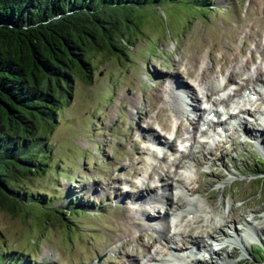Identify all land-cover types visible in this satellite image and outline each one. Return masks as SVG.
<instances>
[{"label": "rangeland", "instance_id": "1", "mask_svg": "<svg viewBox=\"0 0 264 264\" xmlns=\"http://www.w3.org/2000/svg\"><path fill=\"white\" fill-rule=\"evenodd\" d=\"M210 1L202 13L193 4L147 6L138 37L131 32V42L121 44L124 55L95 53L92 81L75 84L73 98L49 133L52 170L32 184L47 196L56 191L54 208L75 197L80 206L72 204L70 211L78 207L81 214L52 222L37 210H0V246L18 250V264H194L188 258L170 262L176 259L172 249L190 237L209 251V258L204 250L194 254L197 264H254L255 245L264 240V179L249 170H259L253 163L264 159V121L246 125L250 136L238 130L217 145L196 142L198 125L192 131L191 123L199 114L204 118L211 105L206 93L213 92L211 101H228L247 86L258 92L252 80L259 67L264 79V0ZM228 44L235 45L237 56L230 64L220 59ZM202 68L211 71L202 83L186 73L197 75ZM229 69L235 79L222 88ZM177 77L183 85L176 84ZM216 85L219 93L212 90ZM251 98L247 105L259 103ZM161 106L168 117L158 114ZM227 124L226 131L234 126ZM150 132L161 145L152 144ZM187 163L191 170L180 172ZM138 190L144 195H135ZM231 206L235 218L229 219ZM226 223L240 237L238 246L223 239L219 227L229 234ZM138 234L141 240L135 239ZM165 236L172 239L164 246ZM211 236L222 244L219 251L207 243ZM126 238L129 244L123 243ZM132 248L140 253L132 255Z\"/></svg>", "mask_w": 264, "mask_h": 264}, {"label": "trees", "instance_id": "2", "mask_svg": "<svg viewBox=\"0 0 264 264\" xmlns=\"http://www.w3.org/2000/svg\"><path fill=\"white\" fill-rule=\"evenodd\" d=\"M210 2L0 0V210H37L52 222L80 215L78 207L70 211L72 204L80 206L75 197L70 206L54 208L56 191L47 196L32 189L34 178L52 170L48 136L73 98L75 84L92 81L95 53L124 55L121 44L140 31L147 6L193 4L202 13ZM253 166L259 170L250 173L264 179V159ZM255 249L254 264H259L264 240ZM20 255L0 246V264H18Z\"/></svg>", "mask_w": 264, "mask_h": 264}, {"label": "bare ground", "instance_id": "3", "mask_svg": "<svg viewBox=\"0 0 264 264\" xmlns=\"http://www.w3.org/2000/svg\"><path fill=\"white\" fill-rule=\"evenodd\" d=\"M261 18V17H260ZM264 19V18H263ZM260 20V19H259ZM256 32V31H255ZM261 32V31H260ZM250 35V34H249ZM248 35V36H249ZM261 35V34H260ZM259 35V36H260ZM238 37V36H237ZM246 38V37H245ZM246 40H247V38H246ZM250 40V39H249ZM249 40H247L248 42H249ZM244 41V40H243ZM256 41H258V40H256ZM257 43H259V42H257ZM257 43H255L256 45H257ZM244 44H246V43H244ZM249 44V43H248ZM246 47V46H245ZM222 48V55H221V58L220 59H222V60H224V62H229V64H230V62H236L237 60H236V58H237V56H236V54L234 53L233 54V50H235V45L234 44H228V45H226V46H223V47H221ZM244 48V47H243ZM220 50V49H219ZM242 50H244V49H242ZM249 50V49H248ZM252 50V49H251ZM243 52V51H242ZM244 53V52H243ZM251 53V52H250ZM245 54V53H244ZM239 55H241V54H239ZM246 55V54H245ZM253 55V54H252ZM249 57V56H248ZM241 58V57H240ZM213 59V58H212ZM252 59V58H251ZM249 59H247L246 60V62L248 61ZM198 61H199V59H195L194 61H190V64H191V66H196L197 65V63H198ZM221 61V60H220ZM241 61H243V60H241ZM243 64V63H242ZM221 65V64H220ZM247 64H245V66H246ZM258 67V66H257ZM175 69H177V72H178V70H179V68H177V67H175ZM224 68L223 67H220V70H223ZM256 69V68H255ZM259 69H260V67H259ZM230 70V69H229ZM224 71V70H223ZM227 71V70H226ZM233 71H235V70H233ZM258 71V70H257ZM256 71V72H257ZM188 75H189V78H195V80H197L199 83H202L203 82V80H205L209 75H210V73H211V71H208L206 68H202L201 69V71L200 72H198L197 73V75L195 74L194 75V73H193V71L192 70H187V72H186ZM233 72H231V70H230V72H229V74H228V81H226V83H224V85L222 86V88H225V86H226V84H229V82H231V81H233L235 78H234V76L235 75H233L232 74ZM261 75H262V71H261V69L258 71V73H257V75H255V77H254V79L252 80L254 83L256 82V84L258 85V83L259 82H261L262 84L264 83V79H263V81H262V78H261ZM240 76V75H239ZM247 79H249V78H247ZM247 79H243V80H245V81H248ZM251 80V79H250ZM183 80H181L179 77H177V82H176V84L177 85H183L184 83L182 82ZM244 81V82H245ZM193 83H194V81H193ZM196 83V82H195ZM249 83V82H248ZM186 85V84H185ZM246 85V84H245ZM264 85V84H263ZM186 86H188V84L186 85ZM220 86L221 85H216V87L215 88H212V90H214V91H217V93H219L220 91ZM189 88H190V86H188ZM223 90V89H222ZM221 90V91H222ZM213 93V92H212ZM212 93H210V95H208L207 93H206V98H207V100L208 99H210L212 96ZM254 93H257L258 94V92H256V90H254ZM261 94H264V93H261ZM193 95H195V97H196V94L193 92ZM161 97H162V94H161V92L160 93H158L157 95H156V100H160L161 99ZM224 98H222V100H223ZM153 104V106L154 107H157V104H156V101L155 102H153L152 103ZM166 112H167V110H166V107H164V106H161V107H159V111H158V114L159 115H161V116H164V114H166ZM234 113V112H233ZM232 113V114H233ZM232 114L230 115V117L232 116ZM167 115V114H166ZM166 117V116H165ZM167 117H168V115H167ZM229 117V118H230ZM198 120H201L200 119V116H199V118H198ZM209 123H211L210 121H209ZM163 124V123H162ZM149 126V125H148ZM160 126V125H159ZM165 128H163V129H166V127H167V125L165 124V125H163ZM170 126V125H169ZM150 128V127H149ZM170 131V130H169ZM168 131V133H166V134H170L171 132H173L172 130L169 132ZM180 132V131H179ZM174 134V133H173ZM177 135V134H176ZM149 136H150V138L152 139V144H159V145H161V141L160 140H157L158 139V137H156L153 133H151L150 132V134H149ZM178 136V135H177ZM176 136V137H177ZM175 137V138H176ZM176 141V140H175ZM166 143H167V145H166ZM165 144V146H169L170 144L168 143V142H165L164 143ZM190 156H194L193 155V153H191L190 154ZM199 160V159H198ZM197 161V160H196ZM141 162V161H140ZM165 170V169H164ZM169 171V170H168ZM168 171H164L165 172V175H168V176H170V174L168 173ZM137 172V171H136ZM148 185V184H147ZM170 185V184H169ZM150 186V185H149ZM193 191V190H192ZM140 194H142V196L144 195V192L143 191H139L138 190V192L135 194V195H140ZM160 198V196L158 195V194H155V199L156 200H158ZM210 199V198H209ZM233 200H234V198H233ZM209 203V202H208ZM241 205H244V203L242 202V204ZM209 206V205H208ZM246 206V205H245ZM210 207V206H209ZM209 211V210H208ZM213 211V210H212ZM211 211V212H212ZM216 211V210H215ZM210 212V213H211ZM217 212V211H216ZM214 212H212V214H213ZM231 213H233V214H231V215H229L228 216V218L230 219L231 217L232 218H235V216H234V213H235V209H233L232 208V206H231ZM211 214V215H212ZM217 214V213H216ZM222 216V215H221ZM220 216V217H221ZM236 216H238V215H236ZM196 217V216H195ZM200 217V216H199ZM242 217V216H241ZM255 217V216H254ZM253 217V218H254ZM224 218V217H223ZM237 218V217H236ZM240 218V217H239ZM201 219H202V217H201ZM244 219V218H243ZM223 220H225V219H223ZM227 220V219H226ZM233 220H235V219H233ZM199 221V220H198ZM223 222V221H222ZM225 222V221H224ZM245 223L247 224V226L249 225L248 224V222H246L245 221ZM232 224V223H231ZM231 224H229V223H226V225H225V227L228 229V233L229 234H225L223 231H222V225H220V227H219V231L221 232V235H223V239L224 240H226L227 242L228 241H231L232 243H234V244H236L237 246L240 244V242H241V239H240V237H238V235L237 234H235L234 233V230L231 228L232 226H231ZM168 225V224H167ZM196 226V225H195ZM166 227V226H165ZM197 227V226H196ZM201 227V226H200ZM204 228H206V227H204ZM217 229H218V227H216ZM250 228V227H249ZM168 229H169V226H168ZM253 230H252V233H253V235L255 236V237H257L258 236V232H257V230L255 229V228H252ZM204 230V229H203ZM127 234H129V232L130 231H128V229H126V231H125ZM187 233V232H186ZM189 233V232H188ZM208 233V232H207ZM142 234V233H141ZM141 234H138L136 237H135V239H137V240H141V238H142V235ZM206 234V233H205ZM165 235V234H164ZM189 235V234H188ZM198 235V234H197ZM220 235V234H219ZM200 236V235H199ZM209 236V235H208ZM198 237V236H197ZM189 238V237H188ZM172 239V236H165V238H164V246H165V244L166 243H168V242H170V240ZM186 240V242H184V244H183V246H177L176 248H173L172 249V251L171 252H175V253H172V254H175V255H179V256H183L184 255V252H182L183 250H185V249H188L187 247H190L189 249H191L190 250V254L189 255H184V257H186V258H188V260H190V261H192L194 264H197L198 263V260L196 259V258H194V254L197 252V251H200V250H204V252L205 253H208L209 254V251L206 249V247H205V245H204V243H201V241L200 240H198V238L197 239H193V238H189V239H185ZM131 241H130V238H126V239H124V241H123V243L124 244H129ZM141 242V241H140ZM147 242V241H146ZM155 242V241H154ZM242 243V242H241ZM146 245V244H145ZM154 245V243H150L149 244V247L148 248H151L152 246ZM172 246V245H171ZM144 247V246H143ZM133 250H131V252H129V253H131L132 255H135V254H139V253H137L138 252V249H136V248H132ZM137 250V251H136ZM122 251V250H121ZM124 252H125V249H124ZM126 252H128V251H126ZM182 252V253H181ZM145 254V253H144ZM130 259V258H129ZM154 259V258H153ZM127 261H128V259H127ZM129 262H131V261H129Z\"/></svg>", "mask_w": 264, "mask_h": 264}]
</instances>
